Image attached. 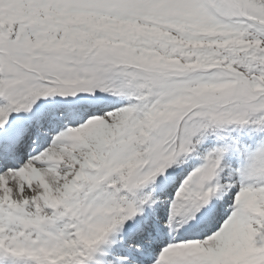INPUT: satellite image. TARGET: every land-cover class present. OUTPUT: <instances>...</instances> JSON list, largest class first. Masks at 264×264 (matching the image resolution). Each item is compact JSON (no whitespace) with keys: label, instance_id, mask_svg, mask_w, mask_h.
Segmentation results:
<instances>
[{"label":"snow or ice","instance_id":"obj_1","mask_svg":"<svg viewBox=\"0 0 264 264\" xmlns=\"http://www.w3.org/2000/svg\"><path fill=\"white\" fill-rule=\"evenodd\" d=\"M0 264H264V0H0Z\"/></svg>","mask_w":264,"mask_h":264}]
</instances>
